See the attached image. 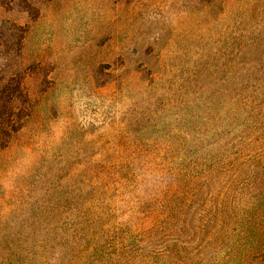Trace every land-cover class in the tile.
Segmentation results:
<instances>
[{"label":"rangeland","instance_id":"rangeland-1","mask_svg":"<svg viewBox=\"0 0 264 264\" xmlns=\"http://www.w3.org/2000/svg\"><path fill=\"white\" fill-rule=\"evenodd\" d=\"M15 73L36 106L0 152V264H58L49 229L75 206L109 198L147 233L177 188L171 156L204 158L233 139L202 117L224 111L242 73L264 82V0H0V79ZM189 126L194 142L173 147ZM251 154L264 162V140ZM199 202L198 226L210 208ZM252 235L234 254L209 244L205 262L264 264Z\"/></svg>","mask_w":264,"mask_h":264},{"label":"trees","instance_id":"trees-1","mask_svg":"<svg viewBox=\"0 0 264 264\" xmlns=\"http://www.w3.org/2000/svg\"><path fill=\"white\" fill-rule=\"evenodd\" d=\"M251 78L242 73L234 86H227V94L222 99L224 111L213 115L210 111L202 117L205 126L220 117L211 135L232 140L204 158L195 155L200 148H188L178 161L172 156L169 159L170 164L181 166L176 178L178 184L177 188L163 193V216L155 229L147 233L135 230L129 220L123 218L119 204L109 206L105 202L109 198L93 203L92 207L75 206V216H66L49 229L56 242L48 250L57 254L54 261L58 264H208L204 259L211 249L209 244L214 245L217 255H221L219 249L226 252L228 249L234 254L254 237L252 234L257 235L252 244L256 256L264 257V188L259 186L264 184V162L252 158L251 154L252 147L264 140V82L255 85ZM35 106L24 76L15 73L0 79V152L23 129L25 119L32 115ZM171 137H174L173 147L177 148H182L184 141L194 142L190 126ZM258 151L261 158L262 147ZM221 175L223 188L216 182ZM199 201L210 206L205 211L207 220L200 226L197 225L202 213ZM227 213L245 217V226H222L220 223L226 219L219 216ZM200 235H206L207 240H200ZM79 238L81 244L84 243L83 250L78 244ZM83 238L86 242H82ZM230 238L236 240V245L227 243L226 239ZM45 256L51 259L48 253ZM213 264H221V260Z\"/></svg>","mask_w":264,"mask_h":264}]
</instances>
